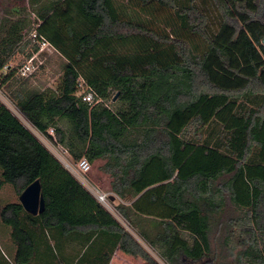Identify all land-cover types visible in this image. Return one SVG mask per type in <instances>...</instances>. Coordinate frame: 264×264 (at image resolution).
<instances>
[{
    "label": "trees",
    "instance_id": "obj_1",
    "mask_svg": "<svg viewBox=\"0 0 264 264\" xmlns=\"http://www.w3.org/2000/svg\"><path fill=\"white\" fill-rule=\"evenodd\" d=\"M139 1L172 10L180 34L125 18L110 0L29 3L36 23L53 19L66 40L77 39L78 59L107 37L142 34L174 43L180 61H150L144 73L110 61L112 75L87 78L81 94L80 72L67 62L56 89L18 90L16 104L40 132L53 128L76 162L107 160L113 191L131 202L118 211L167 264H264V0ZM26 24L4 21L0 6L2 88L17 78L18 50L30 48L27 59L40 50ZM192 37L203 39V51ZM0 166L19 192L39 178L46 199L39 215L19 201L0 212L17 264L37 256L46 230L89 242L76 264L88 255L107 264L117 250L161 264L1 100ZM228 207L236 215L225 218ZM139 217L158 228L153 235Z\"/></svg>",
    "mask_w": 264,
    "mask_h": 264
},
{
    "label": "rangeland",
    "instance_id": "obj_2",
    "mask_svg": "<svg viewBox=\"0 0 264 264\" xmlns=\"http://www.w3.org/2000/svg\"><path fill=\"white\" fill-rule=\"evenodd\" d=\"M49 1V0H46ZM112 8L117 13L125 18H134L135 21H140L149 24L151 27L166 32H172L175 36L180 34L178 20L173 11L164 8L159 4L152 6H143L139 0H110ZM1 14L5 20L10 17H22L27 22V39L33 38L32 33L38 31L48 42V45L41 48L34 57V72L28 75H22L21 68L26 64L27 53L30 48L24 52H18L12 57L11 65L17 68V78L9 87H0V100L12 110V112L26 125V127L38 137V139L89 189L96 186L104 193L114 196V200H110L109 205H104L106 208L118 219V221L129 230L146 248L147 250L161 263L167 262L154 250L133 228L130 223L120 214L118 206L120 204L130 205L121 199L111 187L113 180L112 176L103 170V165L106 159H97L90 162V169L84 173L83 178H80L75 171L67 164L76 166V162L67 148L58 143L55 131L53 128L49 129V134L40 132L22 113L18 108L14 96L18 95V90H44L56 89L60 82L63 73L64 65L67 62H72L76 65L80 72V81L83 86L79 94L85 92V80L91 77L109 76L112 75V68L107 63L113 61L117 66L124 68L130 66L136 73H144L148 71L147 64L150 61H156L159 65L166 66L175 61H180V57L175 51L174 43H167L157 41L147 35L134 34L130 35L128 39L117 40L115 38H105L94 48L87 50L81 55L78 51L77 39L66 40L53 19H46L39 24L36 23V16L33 6L29 0H0ZM12 9V10H11ZM18 10V11H16ZM147 16V17H146ZM144 19V20H143ZM170 30V31H169ZM4 30L0 31V34ZM127 38V37H125ZM195 48L199 51L204 50V41L201 37H192ZM147 40V41H145ZM123 42V43H122ZM261 45L264 44V35L260 36ZM20 69V70H19ZM64 126L68 122H62ZM51 134V136H50ZM53 136V137H52ZM0 179L4 180V184L0 188V212L2 208L9 202L19 201V192L9 181L5 179L4 169L0 166ZM90 186V187H89ZM236 215L235 211L228 207L225 218ZM138 222H143L145 226L149 227V232L153 233L158 229L155 225L150 226V222L146 217ZM11 230V231H10ZM225 231L217 228L211 235L212 245L216 252H220V242L223 240ZM41 238H37V258H32L30 264H39L42 262H50L53 264H74L81 255L83 249L88 246V241L84 238L68 239L69 236H60L51 231L40 233ZM3 237L12 241V246L16 250L17 246L12 238V227L2 221L0 217V245L4 242ZM68 237V238H67ZM86 243V247H85ZM5 261L0 253V261ZM131 260V262H130ZM147 264L141 257L127 254L124 251L116 253L113 264ZM94 264H105L103 260L96 261ZM108 264V263H107ZM110 264V263H109Z\"/></svg>",
    "mask_w": 264,
    "mask_h": 264
},
{
    "label": "built area",
    "instance_id": "obj_3",
    "mask_svg": "<svg viewBox=\"0 0 264 264\" xmlns=\"http://www.w3.org/2000/svg\"><path fill=\"white\" fill-rule=\"evenodd\" d=\"M32 37L40 43V50H41V48H44L45 46L48 45V42L45 39H43V37H41L39 35L38 31L35 30L34 33H32ZM33 61H34V57H31V59H29V61L26 64H24V66L21 68L22 75H28V74L34 72L35 66H34ZM92 97H93V93L89 92V93H87L86 96H84V99L91 101ZM68 165L82 179H84L83 178L84 173L87 172L91 167L90 162L85 157L80 159L78 161V163L76 164V166L70 165V164H68ZM90 189L91 190H89V189L88 190L98 199V201L102 205H109L110 204V200H111L110 197L111 196L109 194L104 193L103 191H101L100 189H98L96 186H93V185H92V187H90Z\"/></svg>",
    "mask_w": 264,
    "mask_h": 264
},
{
    "label": "water",
    "instance_id": "obj_4",
    "mask_svg": "<svg viewBox=\"0 0 264 264\" xmlns=\"http://www.w3.org/2000/svg\"><path fill=\"white\" fill-rule=\"evenodd\" d=\"M110 198L114 200L115 197L111 196ZM19 200L26 212L32 215H39L43 213L46 210V199L43 193L41 180L38 178L31 182L22 191Z\"/></svg>",
    "mask_w": 264,
    "mask_h": 264
},
{
    "label": "crops",
    "instance_id": "obj_5",
    "mask_svg": "<svg viewBox=\"0 0 264 264\" xmlns=\"http://www.w3.org/2000/svg\"><path fill=\"white\" fill-rule=\"evenodd\" d=\"M128 38H130V37H127V38H122V39H117L118 41L119 40H124V39H128ZM145 41H147V40H145ZM123 43V42H122ZM11 231V230H10ZM67 236H69V238L68 239H75L76 240V236H79V235H77V234H72V235H67ZM81 237H83V236H79V239H82ZM95 237V236H94ZM3 239H4V242H3V246L4 247H1V245H0V253H1V255L4 257V259H5V261H0V264H17L16 263V250H15V248H13V246H12V241L11 240H9V239H6V237H3ZM89 243V242H88ZM87 245H86V243H85V247H86ZM85 250H86V248L85 249H83V251L81 252V255H82V253H84L85 252ZM119 251H121V250H117V251H115V253L112 255V258H111V260L108 262V264L110 263V264H113V262H114V258H115V255H116V253L117 252H119ZM81 255L80 256H78L77 258H79V257H81ZM93 259H95L94 258V256H91V255H88V257H87V259H86V262H82L81 264H88L89 263V260H91V264H94V262H93ZM100 259L99 258H97L96 259V261H99ZM78 261V260H77ZM77 261L74 263V264H76L77 263ZM130 262H131V260H130ZM124 264V263H123ZM128 264H129V261H128Z\"/></svg>",
    "mask_w": 264,
    "mask_h": 264
},
{
    "label": "bare ground",
    "instance_id": "obj_6",
    "mask_svg": "<svg viewBox=\"0 0 264 264\" xmlns=\"http://www.w3.org/2000/svg\"><path fill=\"white\" fill-rule=\"evenodd\" d=\"M68 164H69V163H68ZM68 164H67V165H68ZM68 166H69V165H68Z\"/></svg>",
    "mask_w": 264,
    "mask_h": 264
}]
</instances>
